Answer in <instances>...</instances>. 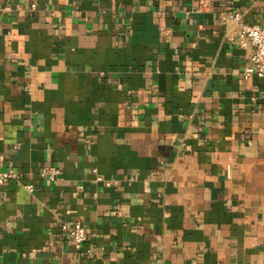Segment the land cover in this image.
<instances>
[{
  "label": "crops",
  "instance_id": "0c3cea01",
  "mask_svg": "<svg viewBox=\"0 0 264 264\" xmlns=\"http://www.w3.org/2000/svg\"><path fill=\"white\" fill-rule=\"evenodd\" d=\"M232 11L264 0H0V264H264V77Z\"/></svg>",
  "mask_w": 264,
  "mask_h": 264
},
{
  "label": "built area",
  "instance_id": "2783aa9c",
  "mask_svg": "<svg viewBox=\"0 0 264 264\" xmlns=\"http://www.w3.org/2000/svg\"><path fill=\"white\" fill-rule=\"evenodd\" d=\"M229 19L233 20L238 25L237 38L242 45L252 47L250 64L244 70V77L249 78L252 75L264 77V21L262 23L248 24L242 20L240 12L232 11L228 14ZM163 28V25L161 26ZM61 170L57 167L45 168L43 175H48L51 180H57ZM19 178V173L15 170L0 171V188L9 181ZM98 179L102 180L101 176ZM111 185V181L106 182ZM26 188L30 192L36 190L34 184H26ZM61 228L71 239V243L76 249H82L90 240L91 235L86 229V226L79 221L72 223L62 222Z\"/></svg>",
  "mask_w": 264,
  "mask_h": 264
}]
</instances>
